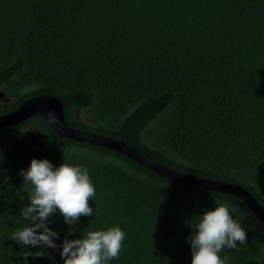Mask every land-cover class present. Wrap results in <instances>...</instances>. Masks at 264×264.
<instances>
[{
	"label": "trees",
	"instance_id": "1",
	"mask_svg": "<svg viewBox=\"0 0 264 264\" xmlns=\"http://www.w3.org/2000/svg\"><path fill=\"white\" fill-rule=\"evenodd\" d=\"M43 94L62 103L69 126L235 184L264 213V0H0V115ZM24 126L49 146L16 151ZM33 158L84 166L96 189L93 216L73 226L59 211L50 217L58 246L119 226L126 239L109 264H191L199 216L227 202L247 241L221 258L264 264V227L235 195L176 183L110 149L59 137L38 114L0 129V264H64L60 247L10 240L30 224L21 216L30 193L20 172ZM38 251L45 254L36 258Z\"/></svg>",
	"mask_w": 264,
	"mask_h": 264
},
{
	"label": "clouds",
	"instance_id": "2",
	"mask_svg": "<svg viewBox=\"0 0 264 264\" xmlns=\"http://www.w3.org/2000/svg\"><path fill=\"white\" fill-rule=\"evenodd\" d=\"M20 175L30 193V204L21 209V216L30 224L13 232L10 240L33 248L60 247L64 264H109L119 259L126 239L119 226L88 231L80 239L69 240L66 236L59 246L54 242L59 239L58 233L48 227L47 222L57 211L69 226L76 225L81 216H93L89 201L94 199L96 189L86 167L67 163L55 167L47 159L33 158L30 167L21 170ZM194 228L195 233L189 238L191 264H229V257L221 258L220 253L225 249L238 251L237 242L246 245L247 232L233 219L227 202L219 203L214 210H205ZM44 254L38 251L35 257ZM30 256L33 253L27 251L23 256L25 262Z\"/></svg>",
	"mask_w": 264,
	"mask_h": 264
},
{
	"label": "water",
	"instance_id": "3",
	"mask_svg": "<svg viewBox=\"0 0 264 264\" xmlns=\"http://www.w3.org/2000/svg\"><path fill=\"white\" fill-rule=\"evenodd\" d=\"M35 114H38L59 137L110 149L176 183L207 191L235 195L247 205L264 227V213L258 202L247 190L235 184L208 179L169 168L121 140L71 127L65 121L62 103L52 95L43 94L27 98L18 105L16 110L0 115V129L18 126Z\"/></svg>",
	"mask_w": 264,
	"mask_h": 264
},
{
	"label": "flooded vegetation",
	"instance_id": "4",
	"mask_svg": "<svg viewBox=\"0 0 264 264\" xmlns=\"http://www.w3.org/2000/svg\"><path fill=\"white\" fill-rule=\"evenodd\" d=\"M16 133L19 136V141L15 140L13 142L16 151L41 148L45 149L49 146L48 141L45 140V136L35 127L29 128L28 126H24ZM21 142L23 143L20 144Z\"/></svg>",
	"mask_w": 264,
	"mask_h": 264
},
{
	"label": "rangeland",
	"instance_id": "5",
	"mask_svg": "<svg viewBox=\"0 0 264 264\" xmlns=\"http://www.w3.org/2000/svg\"><path fill=\"white\" fill-rule=\"evenodd\" d=\"M31 98V97H30ZM26 100V99H25ZM76 116L80 119V120H82V121H84V122H93V119L91 118V117H89V115L87 114V112H85L84 110H78V111H76ZM94 133V132H93ZM100 135H102V134H100ZM103 136H105V135H103ZM107 137H109V136H107ZM111 138V137H110ZM114 139V138H113ZM90 144V143H89ZM93 145H95V144H93ZM98 146V145H97ZM30 166H26V167H24L23 168V170H27L28 168H29ZM252 195V194H251ZM253 196V195H252ZM254 197V196H253ZM240 199V198H239ZM255 199V198H254ZM241 200V199H240ZM256 200V199H255ZM245 204V203H244ZM246 205V204H245Z\"/></svg>",
	"mask_w": 264,
	"mask_h": 264
}]
</instances>
